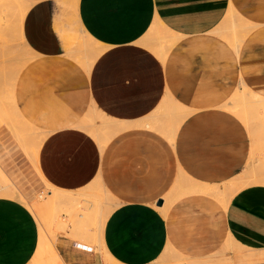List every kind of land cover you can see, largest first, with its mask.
<instances>
[{"label":"crops","instance_id":"crops-1","mask_svg":"<svg viewBox=\"0 0 264 264\" xmlns=\"http://www.w3.org/2000/svg\"><path fill=\"white\" fill-rule=\"evenodd\" d=\"M27 1L33 5L23 36L39 56L21 73L16 103L23 119L43 131L41 175L4 126L0 183L4 176L30 202L47 189L44 180L64 191L101 181L119 204L102 232L119 264H151L169 247L208 258L229 240L264 250V185L247 186L227 202L177 190L167 203L181 176L223 188L262 171L251 164L262 153L259 145L254 150L258 137L225 107L243 85L264 99V0H79L83 29L104 47L90 71L66 54L52 0ZM230 11L249 28L238 48L231 34L216 33ZM156 21L176 37L164 60L152 50L158 42L142 44ZM169 97L190 111L174 142L132 127L101 150L80 128L93 105L108 118L136 123L152 118ZM38 248L33 214L0 191V264H32ZM54 248L60 264H103L92 248L65 236L56 237Z\"/></svg>","mask_w":264,"mask_h":264},{"label":"rangeland","instance_id":"rangeland-1","mask_svg":"<svg viewBox=\"0 0 264 264\" xmlns=\"http://www.w3.org/2000/svg\"><path fill=\"white\" fill-rule=\"evenodd\" d=\"M6 0H0V16H1V13H2V15L5 17H7V15L9 14V10H6L7 12H8V14H5V13H7V12H5V8H7V9H9L10 8V12H12V13H14V11L16 12L17 11V9H18V7H13V5L14 6H16L14 3H13V1L12 0H9L8 1V4L5 2ZM61 0H59V2H60ZM66 1V0H65ZM65 1H61L60 3L57 1V0H52V2H53V4H54V6H55V8H56V12L58 13V19H57V24H56V30H57V32L59 33V36L61 37V39H62V41H63V43H64V46H65V51H66V54L68 55V56H70L71 58L73 57V59L75 58V61H77L78 63L80 62V61H83L82 63H81V65L84 63V65H82L85 69H87V68H89V71H90V67L87 65V64H85V62L86 63H88L89 61V63H90V65H92L93 63H94V61H95V54L93 55L94 56V59L93 58H89V60H88V62L86 61L87 60V51H88V53H90V51H91V53L92 52H98L97 51V48L95 49V51L93 50L92 51V49H93V47H96L95 46V44L97 45V47L98 46H100L99 45V43L97 42V41H93V38H91L87 33H86V31L83 29V27H82V25H81V23H80V21H79V19H78V9L76 10V8L75 7H73V5L74 4H70V3H74V1L73 0H67L66 2ZM77 1V0H76ZM65 2V3H64ZM27 6L28 5H30V6H32L33 5V2H31L32 3V5H31V3H30V1H27ZM13 4V5H12ZM70 5V6H69ZM10 6H12V7H10ZM30 6H29V8H27V10H29L30 9ZM17 8V9H16ZM1 9H4V10H1ZM13 9H16V10H13ZM2 11V12H1ZM77 12V13H76ZM10 14V16L8 15V17L6 18L5 17V19L3 20H1L0 21V23L2 22H4V24L6 25V23L8 22V24L5 26L4 24H0L1 26V29L3 30V31H1V29H0V32H2V33H0V34H2V35H4V36H1V37H4V38H7V45H6V47L4 46V47H0V127H7L10 131H11V133H12V135L15 137V139L18 141V143L22 146V148H23V150L25 151V153H26V155H27V157L30 159V161L33 163V165L35 166V168L37 169V171H38V173L40 174V172H39V169H38V166H37V160H38V153H39V149H40V146H41V144H42V142H43V139H44V137H43V135L41 134V133H43V131L41 130V129H39L37 126H34V125H31L30 123H27L24 119H23V117L21 116H19V114L17 113V111L19 110L17 107H15V106H17V103H16V105L14 106L13 105V103H15V102H13V103H11V81H15L14 80V78H16V80L17 81H15V90H14V95H15V100H16V88H17V86H18V82H19V78H20V76H21V73L23 72V70L30 64V63H32L33 61H35L37 58H34V56H32L33 55V53L34 52H32V51H30V49H28V48H26L27 46H26V43H24L25 44V46L22 44L23 42H25V40H24V37H23V30H20V29H23V28H18V25H19V27H21L20 25H23V24H21V22L20 23H17L16 24V20H17V18H16V16H15V13L14 14ZM74 13V14H73ZM66 14V15H65ZM13 15L15 16V21H14V17H13ZM74 15V16H73ZM2 16V17H3ZM77 16V17H76ZM75 17V18H74ZM9 18V19H8ZM234 18L236 19V21L234 20ZM12 19V20H11ZM76 19L78 20V21H76ZM9 22H11V23H9ZM80 25H79V24ZM236 26H238V27H236ZM9 25V26H8ZM223 26H221V32H225V34H230V33H232L231 34V36H229L227 39H228V41L229 42H231V40H232V44L234 45V43L237 41V39H239L240 37H241V35L242 34H244L243 32H245V31H249V30H246V29H244V30H242L243 32H240L241 31V27H243L244 26V24H243V22L242 21H240L237 17H233V16H230L229 17V19L225 22V23H223L222 24ZM8 26V27H7ZM11 26V27H10ZM14 26V27H13ZM15 26H17V27H15ZM241 26V27H240ZM23 27V26H22ZM79 27H81V29H83L82 30V32L80 31V32H78V33H74V32H72V31H75V32H77L76 30H78V28ZM156 27H158V25L156 26ZM155 27V28H156ZM234 27V28H233ZM10 28V29H9ZM18 28V29H17ZM159 29H156L157 30V32L159 31V34H160V32H161V27L159 26L158 27ZM6 29H7V31H6ZM14 29V30H13ZM232 29L234 30V31H232ZM155 30V31H156ZM5 32V33H4ZM83 32H84V34H83ZM157 32H153V33H157ZM163 32V31H162ZM18 33V34H17ZM72 33H74V35L72 34ZM81 33V34H80ZM71 34V36L73 35L74 36V38L72 39V42L74 43L73 45V48H70L71 50H73V49H75L74 50V52L75 53H82L83 52V50H81V52H79L80 51V48H79V45L80 46H83L84 44L87 46V49L88 48H90V44H88L87 45V43L89 42H91V46L93 45V43H95L94 45H93V47H91L90 49H88V50H86V46L84 45V47L83 48H81V49H84V51L86 52L85 54V56H84V53H83V55H82V57L80 58V56H81V54L79 55V57L77 56V58L75 57L76 55H78V54H76V55H74V52L73 51H71L72 53H73V56L71 55V52H70V54H68L69 52H68V50L70 51V49H68L69 47H72L71 45H72V43H69V44H71V45H69L68 46V44L66 45L65 44V40H66V38H67V35H70ZM80 36L81 37V35L84 37L85 35H87V37L85 36L84 38L83 37H81V38H79L78 39V36ZM162 34H164V32L162 33ZM219 34H222V33H219ZM234 34V35H233ZM241 34V35H240ZM20 36V37H19ZM236 37V39H235V42L233 41V39ZM75 37H76V39H78L77 40V43H78V46L77 47H75V43H76V39H75ZM149 36H147V37H144V39H143V41H142V44L145 42V44L150 40H152V39H150V38H152V37H150V38H148ZM233 37V38H232ZM239 37V38H238ZM4 38H1L2 40L4 39ZM87 38H89V41L87 42ZM0 39V40H1ZM92 39V40H91ZM154 40V39H153ZM152 40V41H153ZM6 41V40H5ZM81 41H83V42H85V43H82ZM67 42V41H66ZM80 42V43H79ZM9 43V44H8ZM154 43H156L155 42V40H154ZM145 44H143V45H145ZM77 45V44H76ZM1 46V45H0ZM3 46V45H2ZM102 46V45H101ZM154 46H156L155 48H159L158 47V44L157 45H153V46H151L152 47V50H154V52L156 51V49L154 48ZM147 47H148V45H147ZM234 47H235V45H234ZM4 48V49H3ZM79 48V49H78ZM148 48H150V47H148ZM78 49V50H77ZM100 49H102V48H100ZM103 50V49H102ZM65 51H64V53H65ZM158 51H160V50H158ZM95 52V53H96ZM99 53V52H98ZM156 53V52H155ZM158 54L159 53H161V52H157ZM10 54V55H9ZM35 55H37V54H35ZM89 55V54H88ZM162 55V53L161 54H159V56H161ZM5 56V57H4ZM38 56V55H37ZM92 56V55H91ZM31 57V58H30ZM84 57H85V59H84ZM88 57H90V55L88 56ZM22 58H30L31 60L29 61L28 59H26L27 61H29V62H23L21 59ZM3 59H4V63H2V61H3ZM82 59V60H81ZM84 59V60H83ZM21 61H22V63H21ZM79 63V64H80ZM25 64V65H24ZM88 66V67H86V66ZM81 66V67H82ZM21 69V70H20ZM87 71H88V69H87ZM15 72H17L16 73V76L14 77V78H12V76H13V74L15 73ZM9 74H11L10 76H9ZM12 78V79H11ZM6 81V82H5ZM236 95L234 96V98L231 100V104H229V105H232L234 102H235V99H242L243 97H241V96H243V94H244V88L242 89L241 87H239L237 90H236ZM6 98V99H5ZM3 100V101H2ZM12 105V106H11ZM226 106H228V105H226ZM92 108L93 109H95L96 107H93L92 106ZM227 109H230V108H228V107H226ZM16 109V110H15ZM92 109V111H90L89 112V114H87V116L89 117H85V119H84V121L83 122H85V121H90L89 123L92 125V126H90V124L88 125L87 124V126H86V124H84L83 122H82V124H81V126L82 127H80L81 129H84L85 131H87V128L88 127H90V128H88V129H90V131L92 132V133H89L90 131H88V133L90 134V135H92V137H94L96 140H97V138H99V139H101L102 141H97L98 143H99V145H100V143H101V145H100V148H101V150H104V147H106V145H107V143L109 142V140L110 139H112L113 138V135L112 136H108L107 135V132L106 131H103L102 132V130H100L99 129V133L98 132H95L94 131V125L96 124V125H99L101 128H103V127H105L106 125L105 124H103L102 122L104 121V119H102L103 117H102V115H101V117L102 118H100V114H101V112H98L97 113V111H99V110H93ZM8 110V111H7ZM17 113H15V112ZM12 112H14L13 113V115H12ZM92 112V113H91ZM232 113H234L235 115H237L236 114V112H233V111H231ZM96 114V115H94V114ZM11 114V115H10ZM16 114V115H15ZM91 114V115H90ZM10 115V116H9ZM18 115V116H17ZM21 115V114H20ZM97 115H99V117L97 116ZM188 116V114H186L185 113V115L184 114H182L181 116H180V114H179V116L178 117H175L174 118V122L176 121V126L178 127V125L180 124V123H178V122H182L187 116ZM2 116H4V117H2ZM5 116L7 117V118H5ZM11 116H15L14 118L13 117H11ZM183 116V117H182ZM238 116V115H237ZM253 116H255V114L253 115ZM258 116V115H257ZM256 116V117H257ZM260 116V115H259ZM94 117V118H93ZM239 117V116H238ZM95 118H97V119H95ZM179 118H181V120L179 119ZM240 118V117H239ZM87 119V120H86ZM240 119H242V118H240ZM263 120H264V117L262 118ZM92 120H93V122H92ZM178 120V121H177ZM87 121V122H88ZM264 122V121H263ZM263 122H262V120H258L257 121V123H256V126H254V125H252V128H250L252 131H253V133H255V138L256 137H259L258 139V141H264V132H262L263 130H264V128H263ZM86 123V122H85ZM94 125H93V124ZM245 123V122H244ZM85 126H84V125ZM246 124V123H245ZM253 124H255V123H253ZM84 126V127H83ZM176 126H173L172 125V127H176ZM262 126V127H261ZM4 127V128H5ZM87 127V128H86ZM92 127V128H91ZM176 127V128H177ZM33 128V129H32ZM6 129V128H5ZM7 130V129H6ZM8 131V130H7ZM26 133H25V132ZM108 131V130H107ZM109 132V131H108ZM29 133V134H28ZM95 133H96V136H97V138L95 137ZM47 135H48V133H46ZM109 135H110V133H109ZM262 137V138H261ZM14 139V138H13ZM108 140V141H107ZM257 141V142H258ZM104 145V146H103ZM263 153V152H262ZM36 155V156H35ZM257 156V155H256ZM257 157H259V156H257ZM260 157H262V159H263V155H260ZM254 173V172H253ZM252 174V172H245L244 174H243V176H245L244 177V179L246 178L248 181L246 182V183H244L243 185L241 184V185H239L238 187H244V185H245V187H247V186H250V185H252L253 184V182H249V180H254L256 177H258L259 175H257V176H253V177H250V175ZM260 174V173H259ZM263 174V173H262ZM41 175V174H40ZM42 177V176H41ZM186 180H188V179H186V178H184V177H179V179L177 180V182H179L178 184H176L175 186L177 187V188H180L181 186H184V187H186L187 185H190V180H188V181H186ZM44 182L46 183V185H47V189L45 190V191H43L39 196H37V197H35L32 201H30V202H25L24 200H23V198L21 197V195L19 194V192L13 187V185L12 184H10V182L7 180V179H5V177L4 176H2V178H1V183H0V191H2V194L4 195V196H8V197H12L13 199H15V200H17L18 202H23V204L28 208V210H30L31 211V213L33 214V216H34V218L36 219V222H37V224H38V229H39V240L40 241H42V242H44V245H45V243H47L46 244V248H45V246L43 245L42 247H43V249H41V248H38L39 250L41 249L42 251L44 250V252H45V249H47L46 250V252L44 253H42V251L40 252L39 250H37V252H36V254H35V256H34V258H33V260L36 262H34V261H32L33 263L32 264H40L41 263V260L43 259V260H47V262L45 261H43L42 263H44V264H60L61 263V260H60V258H59V256H58V254H57V252H56V250H55V248H54V243H55V240H56V237H58V236H65V237H67L68 239H71V240H73L74 242H75V244L77 245V244H79V245H77V246H81V247H89V248H92L93 250H95L94 251V253L95 254H99L100 255V257L102 258V260L104 259V261H102V262H105V264H106V262H108V261H106V258L110 261L111 260V256L106 252V250H105V248H104V245H103V241H102V234H100V232L102 233V229H100V232H98V230L99 229H97V228H99L100 226V228H102V225H104V224H102V219H101V217H104L103 215H105L106 213H107V216H109V212H110V210H109V208H110V206H109V208H107L106 207V209H107V212L104 214V213H102V216H98V214L97 213H93V215L95 214V216L96 217H94V218H92V219H90L89 220V222L87 223V225L88 226H86V229L85 230H87L88 228V230H87V232L86 231H84V230H80L83 234H78V233H76V228H77V232H79V230H78V225H76V223H75V218H77L76 216L78 215V212H79V210H80V207L78 206V207H75V208H72L71 206L70 207H68V204H66L67 202L66 201H68L69 202V200H67V197L68 198H70V191H64V190H59V189H56V188H54V187H52V186H50L45 180H44ZM96 182V183H95ZM176 182V183H177ZM258 181H255V184H261V185H264V184H262V183H257ZM98 183V184H97ZM252 183V184H251ZM101 184V185H100ZM187 184V185H186ZM91 186H93V185H97V189H96V191H95V193L98 195V194H100V193H104V192H101V189H103L104 190V188L105 187H103L104 185H103V183L101 182V181H98V180H96V181H94L93 183H91L90 184ZM103 185V186H102ZM180 185V186H179ZM99 186V187H98ZM174 186V189H176V187ZM179 186V187H178ZM238 187H236L235 186V188H231L230 190H231V195H234L237 191H239L240 189L238 188ZM244 187V188H245ZM106 189V188H105ZM174 189L172 190L173 192H175L174 191ZM241 189H243V188H241ZM233 190H235V191H233ZM85 191V190H84ZM105 191V190H104ZM88 192V191H87ZM16 193H17V195L19 196H17L16 195ZM106 193L107 194H103L104 196H103V200H107L108 202H110V203H108L107 201H105V202H107L106 204L107 205H110L112 202L113 203H115V200H113V197H109L108 196V198L106 197V195H108L109 193H108V190H106ZM88 194V193H87ZM57 197H56V196ZM174 194L173 193H170L169 194V197H172ZM230 195V194H229ZM53 196V197H52ZM64 196H67V197H64ZM19 198H21V199H19ZM54 198V199H53ZM66 198V199H65ZM105 198H107V199H105ZM110 198H112V200L113 201H111L110 200ZM181 198V197H180ZM219 198H223L222 200L224 201V202H227L228 200H229V196L227 197V196H225V195H219ZM168 199V198H167ZM66 200V201H65ZM170 200V199H169ZM178 200V199H177ZM54 201V202H53ZM52 202L54 203V204H52ZM64 202V203H63ZM170 202V201H169ZM70 203V202H69ZM117 203V202H116ZM115 205H117L118 206V204H115ZM114 205V206H115ZM51 207H53L52 209H55L54 210V213H53V210L51 211ZM113 206L111 205V208H112ZM116 207V206H115ZM50 209V210H49ZM112 209H115V208H112ZM111 209V210H112ZM46 211H47V214H46ZM112 212V211H111ZM110 212V213H111ZM50 213H52V214H50ZM53 214L55 215V218L53 217ZM49 215V216H48ZM50 215H52V216H50ZM92 215V216H93ZM89 216H91V215H89ZM88 216V217H89ZM106 215H105V217H107ZM52 217V218H51ZM57 218H58V221H57ZM96 218V219H95ZM99 219V221H96V220H98ZM108 218V217H107ZM75 219V220H74ZM95 219V220H94ZM104 219V221H103V223L105 222V219L106 218H103ZM52 220H53V222H52ZM73 220H74V223H72L73 222ZM56 221V222H55ZM58 222V223H57ZM98 222H99V224H98ZM53 223V224H52ZM57 223V224H56ZM73 224H75L76 225V228H75V226L74 227H72V225ZM100 225V226H99ZM99 226V227H98ZM60 227H61V229H60ZM95 227H97V228H95ZM73 228H75V230L73 229ZM72 230H74V231H72ZM97 230V232H98V234H100L101 235V237L99 238V236L97 235V233L96 232H94V231H96ZM91 233H90V232ZM72 232V233H71ZM41 233H43V234H41ZM74 233V234H73ZM80 233V232H79ZM73 234V235H72ZM96 234V235H95ZM75 235V236H74ZM85 235V236H84ZM41 236V237H40ZM96 236H98L97 238H96ZM72 237V238H71ZM45 240H44V239ZM81 238V239H80ZM44 241H43V240ZM47 239V240H46ZM41 242V243H42ZM39 245H40V242H39ZM225 246H226V244L224 243L223 245H222V247L220 248V250L218 251L219 253L220 252H222L223 251V249L225 248ZM236 247L238 246V248H244L245 249V247H243V246H241L240 244H236L235 245ZM96 248H97V250L100 252V253H98V251L96 250ZM101 248V249H100ZM100 249V250H99ZM41 253H39V252ZM37 254H39L40 256H38ZM42 254H45V255H47V256H45V257H43L42 259L40 258V257H42ZM218 254V253H217ZM224 254H225V256H226V258H229L230 260H232V257H233V254H232V252L231 251H227V250H224ZM180 256H182V254H180V253H178L177 251H175V250H173L171 247H169V248H167L163 253H162V255L159 257V258H157V260L155 261V262H153V263H151V264H175V261L180 257ZM184 256H186V255H184ZM106 257V258H105ZM188 257V256H187ZM110 258V259H109ZM210 258V257H209ZM224 257L223 256H217V257H214V258H212V260H222ZM39 260H40V262H39ZM48 260H50L49 262H48ZM113 260V259H112ZM200 261V262H203V263H201V264H218V263H220V262H218V261H216V262H206V260H208L207 258H202V259H197V261ZM203 260V261H202ZM41 263V264H42ZM109 263V262H108ZM224 263V262H223ZM221 264V263H220ZM230 264H264V260H260V261H253V260H250L249 258H247V257H243V258H239V259H237V260H235L234 262H231Z\"/></svg>","mask_w":264,"mask_h":264},{"label":"bare ground","instance_id":"bare-ground-1","mask_svg":"<svg viewBox=\"0 0 264 264\" xmlns=\"http://www.w3.org/2000/svg\"><path fill=\"white\" fill-rule=\"evenodd\" d=\"M7 1V2H6ZM5 2L8 4V1L9 0H6ZM13 1V3L16 5V6H14L13 4V7L15 8V7H18V9H17V11L15 12L14 11V13H15V16H16V18H17V20H16V24L17 23H20L21 22V24H23V21H24V18H25V16H26V14H27V12L29 11V10H27V8H29V6L30 5H28L27 6V0H12ZM58 2H59V0H57ZM62 2L63 1H65V0H61ZM60 1V2H61ZM67 1V0H66ZM65 1V2H66ZM69 1V0H68ZM74 1V0H73ZM4 2V1H3ZM4 2V3H5ZM64 2V3H65ZM78 2H79V0H75L74 1V3H70V4H74L73 5V7H75L76 8V10L78 9ZM30 3H31V1H30ZM31 5H32V3H31ZM70 6V5H69ZM10 7H12V6H10ZM12 7V8H13ZM27 7V8H26ZM31 7V6H30ZM8 8V7H7ZM7 8H5V12H7L6 10H9V14H8V12L7 13H5V14H8L9 16H10V14L12 13V12H10L11 10H10V8L9 9H7ZM16 9H13V10H16ZM1 10H4V9H1ZM2 12V11H1ZM78 12V11H77ZM76 12V13H77ZM3 13V12H2ZM2 13H1V16H0V19L2 20H4L5 19V17L2 15ZM14 13H12V14H14ZM79 13V12H78ZM4 14V13H3ZM74 14V13H73ZM235 14V13H234ZM8 15H7V17H8ZM66 15V14H65ZM3 16V17H2ZM15 16L13 15V19H14V21H15ZM74 16V15H73ZM230 16H233V17H235V15H233L232 14V11H230L229 12V14L227 15V18H226V21L229 19V17ZM237 16V15H236ZM6 17V18H7ZM77 17V16H76ZM79 17V16H78ZM75 18V17H74ZM9 19V18H8ZM79 19V18H78ZM239 20H240V18H238ZM0 20V21H1ZM12 20V19H11ZM243 20V19H242ZM242 20H240V21H242ZM20 21V22H19ZM76 21H78L77 19H76ZM157 22V23H156ZM155 22V26L153 27V29H151V31L145 36V37H147V36H149L148 38H150V37H152V38H150V39H154L155 40V42L157 43L158 42V49L157 48H155L156 46H154V48L156 49V54L159 56V54H161L162 53V55L161 56H159L162 60H164L165 59V56H166V50H167V48L169 47V49L171 48V47H173L174 46V44H175V42H176V37L175 36H173L170 32H169V35H167V31L168 30H166L165 28H163V27H161L162 25H161V23L160 22H158V21H156ZM243 22V24H244V26L243 27H241V31L240 32H243L242 30H244V29H246V30H248L249 28L247 27V23H245L244 22V20L242 21ZM2 23V22H1ZM0 23V24H1ZM9 23H11V22H9ZM2 24H4V22L2 23ZM8 24V22L6 23V25ZM79 24V23H78ZM5 25V24H4ZM5 25V26H6ZM80 25V24H79ZM158 25V27L160 26L161 28V32H160V34H159V31L157 32V30L156 29H159L158 27H156ZM235 25V24H234ZM1 26V25H0ZM9 26V25H8ZM7 26V27H8ZM21 27H19V25H18V28H23L22 26L23 25H20ZM221 26H223V25H221ZM236 26V25H235ZM11 27V26H10ZM14 27V26H13ZM15 27H17V26H15ZM156 27V28H155ZM236 27H238V26H236ZM17 28V29H18ZM78 28V27H77ZM234 28V27H233ZM0 29H1V27H0ZM10 29V28H9ZM14 30V29H13ZM20 30H23V29H20ZM82 30L83 29H81V27H79L78 28V30H76L77 32H75V31H72V32H74V33H78V32H82ZM156 30V31H155ZM1 31H3L2 29H1ZM6 31H7V29H6ZM164 32V34H162L163 32ZM222 30H221V27H219L217 30H216V33H222L221 32ZM232 31H234L233 29H232ZM153 32H157V33H153ZM0 33H2V32H0ZM5 33V32H4ZM74 33H72L73 35H74ZM244 34H240L241 35V37L239 38V39H237V41L235 42V39H236V37L233 39V41L235 42L234 43V45H235V48H238L239 47V45H240V43H241V41L243 40V38L246 36V34H247V31H245V32H243ZM18 34V33H17ZM81 34V33H80ZM83 34H84V32H83ZM225 34V33H224ZM230 34H232V33H230ZM229 34V35H230ZM1 36H4V35H2V34H0ZM71 36V34L70 35H67V38H66V40H65V43H66V45L68 44V46L69 45H71V44H69V43H72V47H69L68 49H70V48H73V42H72V39L74 38V36ZM77 35V34H76ZM79 35V34H78ZM77 35V36H78ZM225 35H227V34H225ZM234 35V34H233ZM0 36V39L1 38H4V37H1ZM86 37H87V35H85ZM84 36V37H85ZM20 37V36H19ZM24 37V36H23ZM81 37H83L82 35H81ZM80 36H78V39L79 38H81ZM83 37V38H84ZM233 38V37H232ZM75 39H76V37H75ZM78 39H76L75 41H76V43H75V47H77L78 46V43H77V40ZM82 39V38H81ZM6 40V41H5ZM80 40V39H79ZM78 40V41H79ZM92 40V39H91ZM151 40V41H152ZM154 40H153V42H154ZM67 41V42H66ZM89 41V38H87V42ZM93 41H94V39H93ZM150 41V40H149ZM82 43H85V42H83V41H81ZM25 42H23L22 44L25 46V44H24ZM80 43V42H79ZM231 44L233 43L232 42V40H231V42H230ZM9 44V43H8ZM77 44V45H76ZM88 44H90L89 46H90V48L91 47H93V45L95 44V43H93V45L91 46V42L89 43H87V45ZM143 44H145V42L143 43ZM0 47H6V45H7V38H4L3 40L1 39L0 40ZM3 45V46H2ZM27 45V44H26ZM81 45V44H80ZM79 45V48L81 47V48H83L84 47V45L83 46H80ZM100 45V44H99ZM233 45V44H232ZM233 45V46H234ZM86 46V45H85ZM95 46L96 47H93V49H92V51L94 50L95 51V49L97 48V51L99 52H92L91 53V51H90V53H88V51H87V62H88V60H89V58H93L94 59V56L96 57L95 59H97L98 57H99V54L100 53H102L103 52V50H104V47L103 46H98L97 47V45L95 44ZM147 45H145V47H146ZM26 47V46H25ZM149 47V46H148ZM26 48H28V46L26 47ZM78 48V49H79ZM80 48V51L79 52H81V50H83V52L82 53H75L74 52V50L75 49H73V50H71L70 49V51L68 50V54H70V52L71 51H73L74 52V55H76V54H78V55H76L75 57L77 58V56L79 57V55L81 54V56H80V58L82 57V55H83V53H84V56L86 55L85 53V51L86 50H88V49H90V48H88L87 49V46H86V50L84 51V49H81ZM100 48H102V49H100ZM4 49V48H3ZM29 49V48H28ZM77 49V50H78ZM90 49V50H91ZM158 50H160V51H158ZM31 51V50H30ZM154 51V50H153ZM157 52H161V53H157ZM95 55H94V54ZM90 55V57H88L89 55ZM10 55V54H9ZM71 55L73 56V53L71 52ZM92 55V56H91ZM94 55V56H93ZM32 56H34V58H36V57H38L37 55H35V53H33V55ZM5 57V56H4ZM70 57V56H69ZM74 57V56H73ZM72 57V58H73ZM31 58V57H30ZM28 59V58H22L21 60L23 61V62H29L31 59ZM83 58V57H82ZM26 59H28L29 61H27ZM84 59H85V57H84ZM83 59V60H84ZM74 60H75V58H74ZM82 60V59H81ZM22 61H21V63H22ZM81 63L83 62V61H80ZM79 62V63H80ZM90 62V61H89ZM86 63L85 62V64H87L89 67L90 66H92V65H90V63ZM2 63H4V59H3V61H2ZM80 63V64H81ZM25 65V64H24ZM82 65H84V63L82 64ZM86 66V65H85ZM88 66H86V67H88ZM91 68V67H90ZM88 69V71H89V68H87ZM86 69V70H87ZM21 70V69H20ZM16 73L17 72H15L14 74H13V76H12V78H14L15 76H16ZM11 74H9V76H10ZM11 78V79H12ZM14 80L15 81H17L16 80V78H14ZM15 81L13 82V81H11V103H13V102H15V103H13V105L15 106L16 105V100H15V95H14V90H15ZM6 82V81H5ZM243 88H244V94H243V96H241V97H243L242 99H235V102L232 104V105H228V106H226V107H228V108H230L229 110L230 111H233V112H236V114L240 117V118H242V120L246 123V125L248 126V127H250V128H252V125H254V126H256V123H257V121L258 120H262V122L264 121L262 118L264 117V99L263 98H261V97H259V96H257V95H255V94H253V93H251L244 85H243ZM6 99V98H5ZM3 101V100H2ZM12 106V105H11ZM15 107H17V106H15ZM93 107H95L94 105H93ZM225 107V108H226ZM18 108V107H17ZM93 109V108H92ZM92 109H91V111H92ZM16 110V109H15ZM94 111L95 110H97L96 108L95 109H93ZM8 111V110H7ZM15 112V111H14ZM14 112H12V115H13V113ZM19 112V110L17 111V113ZM96 112V111H95ZM98 112H100V111H97V113ZM16 113V112H15ZM16 113V114H17ZM20 113V112H19ZM18 113V114H19ZM92 113V112H91ZM185 113L186 114H190V111H188V110H186L183 106H181L179 103H177L172 97H169V99H166L164 102H163V104L159 107V109H157V111L154 113V115L152 116V118H149V119H145V120H142V121H139V122H136V123H128V122H124V121H118V120H114V119H111V118H108V117H106L104 114H100V118H102V119H104V121L102 122L103 124H105L106 126L105 127H103V128H101L99 125H94L93 123V120H92V124L95 126L94 127V131L95 132H98L99 131V129L100 130H102V132L103 131H106L107 132V135L110 137V136H112L113 135V138L115 137V136H117L119 133H121V132H123V131H126V130H128V129H130V128H132V127H144V128H147V129H150V130H153V131H156V132H158V133H160V134H162L163 136H165L170 142H174V139H175V135L177 134V130H178V128L180 127V125H181V123L183 122H178V123H180L179 125H178V127L176 126L177 124H176V121L174 122V118L175 117H178L179 116V114H180V116L182 115V114H184L185 115ZM15 114V115H16ZM89 114V113H88ZM94 114V113H93ZM255 114V116H253ZM11 115V114H10ZM9 115V116H10ZM91 115V114H90ZM94 115H96V114H94ZM101 115H102V117H101ZM258 115V116H257ZM260 115V116H259ZM18 116V115H17ZM19 116L21 117V115L19 114ZM98 117H99V115H97ZM187 116V115H186ZM257 116V117H256ZM2 117H4V116H2ZM11 117H15V116H11ZM88 117V116H87ZM86 117V118H87ZM90 117V116H89ZM88 117V118H89ZM183 117V116H182ZM1 118V117H0ZM5 118H7L6 116H5ZM87 118V119H88ZM94 118V117H93ZM86 119V120H87ZM95 119H97V118H95ZM176 119V118H175ZM180 120H181V118H179ZM1 120V119H0ZM83 120V119H82ZM88 121V120H87ZM85 121V122H83L84 124H86V126H87V124L89 125L91 122L90 121ZM178 121V120H177ZM1 122V121H0ZM90 122V123H89ZM82 123V122H81ZM80 123V124H81ZM253 123H255V124H253ZM83 124V125H84ZM172 125L173 126H176V127H172ZM85 126V125H84ZM83 126V127H84ZM90 126H92L91 124H90ZM82 127V126H81ZM262 127V126H261ZM87 128V127H86ZM88 128H90V127H88ZM87 128V132L88 131H90V129H88ZM92 128V127H91ZM263 128H264V122H263ZM33 129V128H32ZM85 129V128H84ZM109 132H108V131ZM92 131V130H91ZM89 132V133H92V132ZM25 132V131H24ZM86 132V133H87ZM100 132V131H99ZM98 132V133H99ZM262 132H264V130L262 131ZM26 133V132H25ZM109 133H110V135H109ZM29 134V133H28ZM254 135H255V133H254ZM95 137L97 138V136H96V133H95ZM94 138V137H93ZM259 138V137H258ZM262 138V137H261ZM257 139V138H256ZM102 141L101 139H99V138H97V141ZM111 140V139H110ZM109 140V141H110ZM259 140V139H258ZM98 141V142H99ZM108 141V140H107ZM102 143V142H101ZM101 143H100V145H101ZM99 144V143H98ZM108 144V143H107ZM99 145V146H100ZM257 145H259V148H260V150L263 152V153H261V155H263L264 156V141L262 142V141H258V142H255V149L254 150H256L257 149ZM104 146V145H103ZM105 148V147H104ZM100 150V149H99ZM256 153H254L253 154V157H252V159H251V164H252V166L253 165H255V163H258V165L260 164V166H262V171L260 172V174L258 173V177H256L254 180H249V182H253V184H255V181H258L257 183H262V184H264V157H263V159H262V157H256V155H255ZM36 156V155H35ZM256 166V165H255ZM254 167V166H253ZM251 168V167H250ZM260 169V170H261ZM256 170V172H257V170L258 169H255ZM263 173V174H262ZM244 177L245 176H243V175H241V176H239L236 180H234L232 183H230V186L229 185H227V186H224L223 188H220L219 186L218 187H216V186H209V185H204V184H201V183H198V182H195V181H192V180H190V185H187L186 187H184V186H181L180 188H177L176 186V184H178L179 182H177L175 185V187H176V189H174V191L176 192L177 190H181L182 192H183V194H207V195H215V197H219V195H225V196H229L230 198H232V196L233 195H231V188H235V186L236 187H238L239 185H243L244 183H246L248 180L245 178L244 179ZM189 180V179H188ZM188 180H186V181H188ZM99 181V180H98ZM96 183V182H95ZM98 184V183H97ZM252 184V183H251ZM101 185V184H100ZM103 186V185H102ZM180 186V185H179ZM178 186V187H179ZM97 187V185H93V186H91V185H88L87 187L85 186V188H81V190H78V191H70V198H68L67 196H64V197H67V200H69V202L68 201H66L67 203L66 204H68V207H72V208H75V207H80V210H79V212H78V215L76 216L77 218H75L74 220H75V223H76V225H78V230H79V232H77V228H76V225L75 224H73L72 225V227H74L75 226V228H76V230H75V228H73L75 231H76V233H78V234H83L80 230H84V231H86L87 232V230L89 229H87V230H85L86 229V226H88L87 225V223L89 222V220L90 219H92V218H94V217H96L95 216V214L93 215V213H97L98 214V216L100 217V216H102V213H106L107 212V209H106V207L107 208H109V206H110V208H109V210H110V212L111 211H113L114 209H112V208H116L117 207V205H115V204H118V202L116 203H111L110 205H107L108 203H110V202H108L107 200H103V194L105 193V194H107L106 193V190L107 189H105L104 188V190L103 189H101V192H104L103 194L102 193H100V194H96L95 193V191H96V188ZM99 187V186H98ZM104 187V186H103ZM244 187H245V185H244ZM244 187H241V188H244ZM240 190H241V188L240 187H238ZM85 190V191H84ZM88 191V192H87ZM230 191V192H229ZM233 191H235V190H233ZM175 192H173V191H171V193H175ZM88 193V194H87ZM108 195H106V197L108 198V196L110 197H112V195H111V193L108 191ZM177 193V192H176ZM170 194V193H169ZM178 194V193H177ZM230 194V195H229ZM16 195H17V193H16ZM18 196V195H17ZM56 196V195H55ZM178 196V195H177ZM19 197V196H18ZM53 197V196H52ZM57 197V196H56ZM107 198H105V199H107ZM229 198V199H230ZM19 199H21V198H19ZM54 199V198H53ZM66 199V198H65ZM169 199L170 200H168V204H172L174 201H175V197H169ZM223 199V198H222ZM22 200V199H21ZM110 200L111 201H113L114 200V198H113V200H112V198H110ZM23 201V200H22ZM105 201H107V202H105ZM170 201V202H169ZM54 202V201H53ZM52 202V204H54ZM22 204H23V202H21ZM64 203V202H63ZM107 203V204H106ZM111 205L113 206L112 208H111ZM116 207H115V206ZM119 205V204H118ZM167 205V204H166ZM53 207H51V211L53 210V213H54V210L55 209H52ZM166 208V207H165ZM112 209V210H111ZM50 210V209H49ZM163 210H165L164 208H163ZM167 210V209H166ZM106 211V212H105ZM110 212H109V215H110ZM46 214H47V211H46ZM50 214H52V213H50ZM89 215H91V216H89ZM93 215V216H92ZM106 216H107V213L105 214ZM105 215H103L104 217H101V219H102V224H104L103 223V221H104V219L103 218H106L107 219V217H105ZM49 216V215H48ZM50 216H52V215H50ZM89 216V217H88ZM53 217L55 218V215L53 214ZM52 218V217H51ZM96 219V218H95ZM94 219V220H95ZM98 219V218H97ZM106 219H105V221H106ZM74 220H73V222L72 223H74ZM57 221H58V218H57ZM96 221H99V219L98 220H96ZM52 222H53V220H52ZM56 222V221H55ZM54 223V222H53ZM52 223V224H53ZM58 223V222H57ZM56 223V224H57ZM98 224H99V222H98ZM100 226V225H99ZM98 226V227H99ZM103 226L104 225H102V228H97V227H95V228H97V229H99L98 230V232H100V229H102L103 230ZM85 228V229H84ZM60 229H61V227H60ZM74 230H72V231H74ZM90 232V231H89ZM94 232H96L97 233V235L99 236L100 234H102L101 232H100V234H98V232H97V230L96 231H94ZM103 232V231H102ZM72 233V232H71ZM91 233V232H90ZM41 234H43V233H41ZM74 234V233H73ZM72 234V235H73ZM96 235V234H95ZM75 236V235H74ZM85 236V235H84ZM98 236H96V238L98 237ZM41 237V236H40ZM101 237V235L99 236V238ZM72 238V237H71ZM40 239V238H39ZM44 239V238H43ZM42 239V240H43ZM81 239V238H80ZM45 240V239H44ZM43 240V241H44ZM47 240V239H46ZM73 241V240H72ZM39 242H40V245H39V248H41L43 245H44V242H42V241H40L39 240ZM42 242V243H41ZM46 244L47 243H45V248H46ZM236 244H238V243H236L235 241H233V240H229V241H227V243H226V246H225V248L223 249V251L222 252H217L216 254H214V255H212V256H210V258L208 257L207 259L208 260H206V262H216V261H218V260H212V258H214V257H217V256H223L224 258L221 260H219L218 262H220L221 264H230L231 262H234L235 260H237V259H239V258H243L244 256L245 257H247V258H249L250 260H253V261H260V260H264V250H259V251H257V250H250V249H247V248H238V246L236 247L235 245ZM77 245H79V244H77ZM41 249H43V247L41 248ZM40 249V250H41ZM101 249V248H100ZM99 249V250H100ZM39 250V249H38ZM39 250V251H40ZM46 250L47 249H45V252H46ZM96 250H97V248H96ZM224 250H227V251H231L232 252V254H233V257H232V260H230L229 258H226V256H225V254H224ZM38 251V252H39ZM42 251V250H41ZM40 251V252H41ZM95 251V250H94ZM98 251V250H97ZM39 252V253H40ZM44 252V250L42 251V253ZM44 252V253H45ZM48 252V251H47ZM46 252V253H47ZM98 253H100L99 251H98ZM41 254V253H40ZM38 256H40L39 254H37ZM45 256H47V255H45V254H42V257H40L41 259L43 258V257H45ZM106 258V257H105ZM110 259V258H109ZM43 260V259H42ZM41 260V263L44 261H46L47 262V260L45 259V260H43L42 261ZM34 261V260H33ZM50 260H48V262H49ZM102 261H104V259L102 260ZM106 261H108V262H106V264H119L118 262H116L115 260H114V258H113V260H112V258H111V260L109 261L107 258H106ZM203 261V260H202ZM35 262V261H34ZM39 262H40V260H39ZM51 262V261H50ZM224 262V263H223ZM36 263V262H35ZM40 263V264H41ZM201 263H203V262H200L199 260L197 261V259H191V258H188V257H185V256H180L176 261H175V264H201ZM217 263V262H216ZM220 263H218V264H220ZM42 264H44V263H42ZM103 264H105V262H103Z\"/></svg>","mask_w":264,"mask_h":264},{"label":"water","instance_id":"water-1","mask_svg":"<svg viewBox=\"0 0 264 264\" xmlns=\"http://www.w3.org/2000/svg\"><path fill=\"white\" fill-rule=\"evenodd\" d=\"M161 204H162L161 201H158V202H157V205H158V206H161Z\"/></svg>","mask_w":264,"mask_h":264}]
</instances>
